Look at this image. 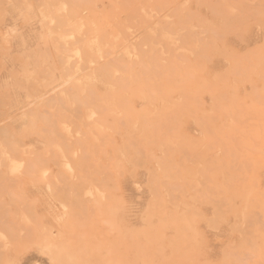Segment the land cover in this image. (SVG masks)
Masks as SVG:
<instances>
[{
  "label": "rangeland",
  "instance_id": "374dc122",
  "mask_svg": "<svg viewBox=\"0 0 264 264\" xmlns=\"http://www.w3.org/2000/svg\"><path fill=\"white\" fill-rule=\"evenodd\" d=\"M0 264H264V0H0Z\"/></svg>",
  "mask_w": 264,
  "mask_h": 264
},
{
  "label": "bare ground",
  "instance_id": "6f19581e",
  "mask_svg": "<svg viewBox=\"0 0 264 264\" xmlns=\"http://www.w3.org/2000/svg\"><path fill=\"white\" fill-rule=\"evenodd\" d=\"M155 10H156V9H155ZM146 14H147V13H146ZM53 19H54V18H53ZM57 23H59V22H57ZM193 29H194V28H193ZM50 31H51V30H50ZM97 31L99 32V30H97ZM180 35H181V34H180ZM100 36H102V35H100ZM98 37H99V35H98ZM165 37H166V36H165ZM201 37H202V36H201ZM74 40H75V39H74ZM145 41H146V40H145ZM74 42H75V41H74ZM111 44H112V43H111ZM205 48H206V47H204V49H205ZM77 49H78V48H77ZM206 50H207V49H206ZM124 51H125V50H124ZM157 51H158V50H156V52H157ZM167 51H168V50H167ZM158 52H159V51H158ZM202 52H203V51H202ZM124 53H125V52H124ZM153 53L155 54V52H153ZM164 53H165V52H164ZM170 53H171V52H169V54H170ZM157 54H158V53H157ZM204 54H205V53H204ZM86 55H87V54H86ZM158 55H159V54H158ZM171 55H172V53L170 54V57H171ZM141 56H143L142 53H141ZM145 56H147V54H145ZM145 56H143V58H144ZM32 57H33V56H32ZM126 57H127V56H126ZM152 57H153V55H152ZM152 57H150V58H152ZM160 57H161V56H160ZM177 57H178V56H177ZM141 58H142V57H141ZM143 58H142V59H143ZM148 59H149V58H147V60H148ZM179 59H180V57H179ZM128 60H129V59H128ZM145 60H146V59H145ZM157 60H158V59H157ZM160 60H161V59H160ZM119 61H120V60H119ZM119 61H118V62H119ZM149 61H150V60H149ZM149 61H147V62H149ZM152 61H154V62H152ZM163 61H164V60H163ZM169 61H170V60H169ZM172 61H173V60H172ZM172 61H171V62H172ZM95 62H96V61H95ZM115 62H116V61H115ZM115 62H114V64H115ZM118 62H117V63H118ZM173 62H174V61H173ZM111 63H112V62H111ZM120 63L123 64V62H121V61H120ZM140 63H142V61H140ZM151 63H155V60H152V59H151L150 64H151ZM174 63H175V62H174ZM174 63H173V64H174ZM177 63H179V62H177ZM114 64L112 63V65H114ZM142 64H143V63H142ZM147 64H148V63H147ZM170 64H171V63H170ZM201 64H202V63H201ZM118 65H119V64H118ZM118 65H117V66H118ZM137 65H139V64H137ZM144 65H146V64H144ZM159 65H160V63H159ZM171 65H172V64H171ZM107 66H108V64H107ZM119 66H121V65H119ZM126 66H127V65H126ZM154 66H155V65H154ZM165 66H166V65H165ZM177 66H178V64H177ZM177 66L174 65L173 67H174V68H175V67L177 68ZM180 66H181V64H180ZM180 66H178V67L180 68ZM195 66H196V65H195ZM84 67H85V66H84ZM130 67H131V66H130ZM145 67H146V66H145ZM150 67L153 68V67H152V64H151ZM156 67H157V66H156ZM158 67H160V66H158ZM106 68H107V67H106ZM108 68H109V66H108ZM108 68H107V69H108ZM127 68H128V66H127ZM127 68H125V69L128 70ZM141 68H142V66H141ZM141 68L138 67V69H141ZM151 68H150V70H151ZM162 68L164 69L163 66H162ZM71 69H72V68H71ZM102 69H105V68H102ZM120 69H121V67H120ZM130 69H131V68H130ZM136 69H137V68H136ZM144 69H145V68H144ZM144 69H143V70H144ZM147 69H149V68L147 67L144 71L147 72V73H146L147 75H149L148 73L150 72V70L148 71ZM160 69H161V68H160ZM166 69H169V66H168V68L166 67ZM181 69H183V68H181ZM100 70H101V69H100ZM105 70H106V69H105ZM105 70H104V71H105ZM110 70H111V69H110ZM146 70H147V71H146ZM169 70H171V69H169ZM118 71H119V70H118ZM123 71H124V68H123ZM129 71H130V70H129ZM174 71L176 72V70H174ZM177 71H178V69H177ZM106 72H107V71H106ZM152 72H153V70L151 71L150 74H152ZM154 72H155V71H154ZM154 72H153V74H154ZM161 72H162V71H161ZM185 72H186V71H185ZM185 72H184V74H186ZM100 73H101V72H100ZM108 73H109V72H108ZM111 73H112V72H111ZM140 73H141V74H139V75H142V76L144 75V74H142L141 71H140ZM162 73H163V72H162ZM162 73H159L158 75L160 76V74H162ZM176 73H178V72H176ZM109 74H110V73H109ZM102 75H103V74H102ZM104 75H105V74H104ZM147 75H146V76H147ZM158 75H157V76H158ZM162 75H163V74H162ZM173 75H174V74H173ZM178 75H179V74H178ZM187 75H188V73H187ZM106 76H107V75H105L104 77H106ZM109 76H110V75H109ZM135 76H136V75H135ZM135 76H134V77H135ZM137 76H138V75H137ZM142 76H141V77H142ZM155 76H156V75H155ZM157 76H156V77H157ZM159 76H158V77H159ZM164 76H165V75H163V77H164ZM188 76H190V75H188ZM100 77H101V76H100ZM104 77H103V78H104ZM134 77H133V78H134ZM156 77H155V79H156ZM169 77H170V76H169ZM111 78H112V77H111ZM114 78H115V77H114ZM136 78H137V77H136ZM136 78H134V79L136 80ZM152 78H153V77H152ZM152 78H151V80H153ZM161 78H162V76H161ZM170 78H172V77H170ZM173 78H174V77H173ZM106 79H107V78H106ZM126 79H130V80H132V79L129 78V77L126 78ZM138 79H139V78H138ZM138 79H137V80H138ZM147 79H148V77H146L144 80L147 81ZM163 79H164V78H163ZM166 79H167V77H166ZM168 79H169V78H168ZM174 79H175V78H174ZM104 80H105V79H104ZM113 80H114V79H113ZM113 80H112V81H113ZM116 80L118 81L117 78H116ZM121 80H122V79H121ZM130 80H129V81H130ZM144 80H142V81H144ZM123 81H124V80H123ZM123 81H122V82H123ZM133 81H134V80H133ZM158 81H159V80H158ZM168 81H169V80H168ZM113 82H114V81H113ZM113 82H112V83H113ZM150 82H151V81H150ZM170 82H171V81H170ZM177 82H178V81H177ZM177 82H176V83H177ZM181 82H182V80H181ZM181 82H179V83H181ZM107 83H108V80H107ZM114 83H116V81H115ZM126 83L129 84L128 82H125V85H126ZM135 83H136V82H135ZM135 83H134V84H135ZM171 83H172V82H171ZM183 83H184V81H183ZM118 84H120L119 81H118ZM118 84H117V85H118ZM142 84H144V83H142ZM155 84H156V81H155ZM160 84H161V83H160ZM181 84H182V83H181ZM181 84H178V85H181ZM111 85H112V84H111ZM114 85H116V84H114ZM117 85H116V86H117ZM125 85H124V87L126 88L127 85H126V86H125ZM132 85H133V84H132ZM157 85H158V84H157ZM175 85H176V84H175ZM122 86H123V85H122ZM122 86H120L121 89H122ZM130 86H131V85H130ZM146 86H148V85H146ZM151 86H152V88L155 87V86H153V84H152ZM159 86H160V85H159ZM169 86H171L170 83H169ZM144 87H145V84H144V86H143L142 88L144 89ZM156 87H157V86H156ZM156 87H155V89H156ZM171 87H172V86H171ZM117 88H118V87H117ZM128 88H129V85H128ZM172 88H173V87H172ZM147 89H149V88H147ZM147 89H146V90H147ZM150 89H151V88H150ZM158 89H159V88H158ZM74 90H77L76 87H75ZM80 90H81V89H80ZM117 90H118V89H117ZM119 90H120V89H119ZM146 90H144V91H145V92H148V91H146ZM153 91H154V90H153ZM159 91H160V90H159ZM122 92H125V91H122ZM127 92H128V89H127ZM154 92H155V91H154ZM154 92H153V93H154ZM181 92H182V91H181ZM181 92H180V93H181ZM88 93H89V96H91V95L93 94V92H90V91H89ZM90 93H91V95H90ZM151 93H152V92H151ZM156 93H157V91H156ZM176 93H177V92H176ZM178 93H179V92H178ZM81 94H82V93H81ZM106 94H107V93H106ZM146 94H147V96L149 95L148 93H146ZM146 94H145V95H146ZM154 94H155V93H154ZM159 94H160V92H159ZM159 94H158V95H159ZM161 94H162V96H163V89H162V93H161ZM181 94H182V93H181ZM83 95H84V93L82 94V97H83ZM85 95H86V94H85ZM124 95H125V94H123V97H124ZM145 95H144V96H145ZM152 95H153V94H152ZM176 95H177V94H176ZM190 95H192V94H190ZM70 96H71V95H70ZM75 96H77V95L75 94ZM102 96H103V95H102ZM106 96H107V95H106ZM115 96H116V95H115ZM115 96H113V97H115ZM156 96H157V94H156ZM156 96L153 95V96H151V97L153 98V97H156ZM177 96H178V95H177ZM67 97H69V96H67ZM71 97H74V96H71ZM93 97H94V95H93ZM109 97L111 98L112 96L109 95ZM123 97H122V98H123ZM145 97H146V96H145ZM165 97L168 98L167 96H163V98H165ZM189 97L191 98V96H189ZM189 97H187V98H189ZM74 98H75V97H74ZM83 98H84V97H83ZM87 98H88V97L84 98V100L87 99ZM94 98H95V97H94ZM98 98H99V97H98ZM110 98H109V100H110ZM115 98H116V97H115ZM146 98H147V97H146ZM158 98H159V97H158ZM158 98H157V99H158ZM180 98H182V97H180ZM190 98H189V99H190ZM70 99H71V98H70ZM72 99H73V98H72ZM81 99H82V98H81ZM90 99L92 100V97L89 98V100H90ZM99 99H100V100H103V99H101V98H99ZM99 99H98V101H100ZM119 99H120V98H119ZM119 99H118V100H119ZM124 99L127 100L126 98H124ZM124 99H123V100L121 99L120 101H124ZM153 99H155V98H153ZM153 99H152V100H153ZM184 99H185V98H184ZM87 100H88V99H87ZM96 100H97V99H96ZM104 100H105V99H104ZM106 100H107V99H106ZM145 100H146V99H145ZM147 100H148V98H147ZM155 100H156V99H155ZM175 100H176V99H175ZM181 100L183 101V98H182ZM187 100H188V99H187ZM71 101L73 102V100H71ZM75 101H76V100H74V102H75ZM114 101H115V100H114ZM149 101H150V99H149ZM63 102H64V101H63ZM76 102H77V101H76ZM84 102H86V100H85ZM92 102L94 103L93 100H92ZM92 102H89V103L92 104ZM104 102H105V101H104ZM117 102L119 103V101H117ZM150 102H151V101H150ZM154 102H155V101H154ZM191 102H193V101H190V103H191ZM78 103H79V102H78ZM80 103H81V102H80ZM82 103H83V102H82ZM82 103H81V104H82ZM98 103H100V102H98ZM110 103H111V102H110ZM118 103H117V104H118ZM120 103H121V102H120ZM122 103H123V105H124V102H122ZM125 103L127 104V101H126ZM180 103H181V102H180ZM75 104L77 105V103H75ZM75 104H74V105H75ZM83 104H85V103H83ZM91 104H88V103H87L86 105L88 106V105H91ZM126 104H125V105H126ZM163 104H164V103H163ZM96 105H97V104H96ZM98 105H99V104H98ZM98 105H97V106H98ZM100 105H101V104H100ZM106 105H107V104H106ZM125 105H124V106H125ZM127 105H128V104H127ZM160 105H161V102H160ZM77 106H79V104H78ZM82 106H83V105H81V107H82ZM91 106H92V105H91ZM93 106H95V105H93ZM101 106H102V105H101ZM104 106H105V105H104ZM62 107H63V106H62ZM83 107H84V106H83ZM83 107H82L81 109L84 110L85 107H84V108H83ZM98 107H100V106H98ZM98 107H97V108H98ZM117 107H118V106H117ZM182 107H183V106H182ZM75 108L77 109V107H75ZM94 108H95V107H94ZM100 108H101V107H100ZM104 108H105V107H104ZM109 108H110V107H109ZM118 108H120V107H118ZM125 108H126V106H125ZM125 108H123V109H125ZM127 108H128V107H127ZM143 108H145V107H143ZM87 109H88V108H87ZM91 109H92V107H91ZM101 109H102V108H101ZM101 109H100V110H101ZM161 109H162V108H161ZM161 109H160V110H161ZM79 110H80V106H79ZM96 110H97V109H96ZM104 110H106V109H104ZM108 110H109V109H108ZM116 110H117V109H116ZM120 110H122V109H120ZM128 110H129V109H128ZM168 110H169V109H168ZM173 110H174V109H173ZM179 110H180V109H179ZM179 110H178V112H179ZM186 110H187V109H186ZM60 111H61V110H60ZM93 111H94V110H93ZM113 111H114V110H113ZM175 111H176V110H175ZM188 111H189V110H188ZM61 112H62V111H61ZM78 112H79V111H78ZM85 112H86V111H85ZM97 112H98V111H97ZM131 112L134 113L133 111H131ZM170 112H171V111H170ZM172 112H173V111H172ZM98 113H99V112H98ZM105 113H106V112H105ZM105 113H104V114H105ZM156 113H157V112H156ZM156 113H155V114H156ZM179 113H181V110H180ZM61 114H62V113H61ZM61 114H58V115H61ZM107 114H109V113H107ZM170 114H171V113H170ZM64 115H65V113H64ZM79 115H80V112H79ZM84 115H85V114H84ZM96 115H97V114H96ZM146 115H147V114H146ZM168 115H169V114H168ZM190 115H192V114H190ZM90 116H91V115H90ZM98 116H99V115H98ZM102 116H103V115H101V117H102ZM110 116H111V114H110ZM120 116H121V115H120ZM138 116H139V115H138ZM162 116H163V115H162ZM175 116H176V115H175ZM181 116H182V115H181ZM139 117H140V116H139ZM145 117H146V116H145ZM166 117H168V116H166ZM91 118H92V117H91ZM106 118H107V117H106ZM112 118H113V117H112ZM112 118H111V120H112ZM125 118L128 119V117H126V115H125ZM96 119H98V117H97ZM114 119H115V118H114ZM141 119H142V118H141ZM157 119H158V117H157ZM161 119H162V118H161ZM97 121H98V120H97ZM129 121H130V120H129ZM154 121H156V120H154ZM158 121H159V120H158ZM170 121H171V120H170ZM147 122H148V121H147ZM167 122H168V121H167ZM99 123H100V122H99ZM112 123H113V122H112ZM112 123H111V126H112ZM116 123H117V121H116ZM128 123H129V122H128ZM128 123H127V124H128ZM119 124H120V123H119ZM157 124H158V123H157ZM120 125H121V124H120ZM125 125H126V124H125ZM158 125H159V124H158ZM169 125H170V124H169ZM121 126H122V125H121ZM161 126H163V125L161 124ZM164 126H165V125H164ZM170 126H171V125H170ZM142 127H143V126H142ZM146 127H147V126H145V129H146ZM108 128H109V127H108ZM164 128H165V127H164ZM173 128H174V127H173ZM176 128H177V127H176ZM176 128H175V129H176ZM178 129H179V128H178ZM141 130H143V129H141ZM168 133H169V132H168ZM59 178H60V177H59ZM185 213H186V212H185ZM179 220H180V219H179Z\"/></svg>",
  "mask_w": 264,
  "mask_h": 264
}]
</instances>
